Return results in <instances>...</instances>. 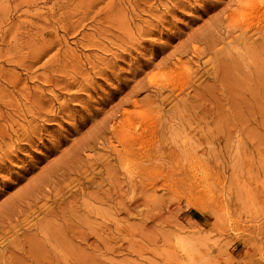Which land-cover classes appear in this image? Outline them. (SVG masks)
I'll return each mask as SVG.
<instances>
[{
    "label": "rangeland",
    "instance_id": "1",
    "mask_svg": "<svg viewBox=\"0 0 264 264\" xmlns=\"http://www.w3.org/2000/svg\"><path fill=\"white\" fill-rule=\"evenodd\" d=\"M0 264H264V0H0Z\"/></svg>",
    "mask_w": 264,
    "mask_h": 264
},
{
    "label": "bare ground",
    "instance_id": "2",
    "mask_svg": "<svg viewBox=\"0 0 264 264\" xmlns=\"http://www.w3.org/2000/svg\"><path fill=\"white\" fill-rule=\"evenodd\" d=\"M119 134H120L119 138H120V141H121L120 144H122L121 145L122 148L120 146L121 150L118 152V160H119V162L123 163V164H125L127 162H133V161L137 162V160L140 158V156H142V154H141L142 152H138L136 150H133L132 144H131L132 142L130 141L129 138H127V136H126L124 131L120 130ZM132 141H134V140H132ZM148 154L149 155H153L154 152L152 150H149ZM138 166H139V168H141V170H143V168H144L143 165L138 163Z\"/></svg>",
    "mask_w": 264,
    "mask_h": 264
}]
</instances>
